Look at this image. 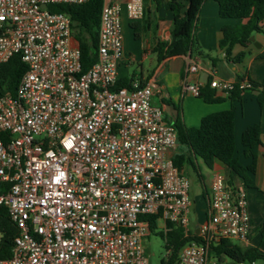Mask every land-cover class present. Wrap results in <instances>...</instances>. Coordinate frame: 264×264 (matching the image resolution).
I'll list each match as a JSON object with an SVG mask.
<instances>
[{
    "label": "built area",
    "instance_id": "obj_1",
    "mask_svg": "<svg viewBox=\"0 0 264 264\" xmlns=\"http://www.w3.org/2000/svg\"><path fill=\"white\" fill-rule=\"evenodd\" d=\"M86 1L0 0V65L18 55L27 66L15 94L0 96V206L16 229L0 264H149L151 228L141 219L149 215L164 234L169 222L191 235L189 182L169 155L175 129L150 103L155 83L115 88L122 3L103 0L96 61L85 72L69 17L48 10ZM124 6L128 20L143 18L142 0ZM198 69L190 60L187 75ZM209 86L226 96L253 89L214 77ZM183 90L198 97L200 85L185 80ZM205 217L199 242L186 243L175 264H220L211 246L247 240L245 189L211 171Z\"/></svg>",
    "mask_w": 264,
    "mask_h": 264
},
{
    "label": "crops",
    "instance_id": "obj_2",
    "mask_svg": "<svg viewBox=\"0 0 264 264\" xmlns=\"http://www.w3.org/2000/svg\"><path fill=\"white\" fill-rule=\"evenodd\" d=\"M119 1L122 3L124 57L117 68V81L125 80L129 84L138 83L140 86L154 82L156 88L150 103L161 108L163 118L169 124L180 121L186 128H198L203 117L233 110L236 156L242 165H250L252 157L243 155L241 135L246 128L253 125H258L261 130H264V88L241 92L239 98L234 100L215 91V94L223 100L220 103L207 104L202 99L184 91L183 83L185 80L189 83H197L201 88L214 77L236 82L248 80L255 85H260L264 78V35L254 33L245 46L235 45L231 50L230 58L227 59L224 51L219 49L221 30L226 25L235 26L246 21L220 18L217 3L213 0H205L193 32V53L186 56L163 57L166 47H159L158 44H168L170 41L172 14L168 8L169 0H142L144 14L138 21L127 19L124 6L126 0ZM135 34H138V37H135ZM71 46L78 47L73 37ZM240 53L244 54L242 60L233 61V58ZM190 60L196 61L199 69L197 73L187 75L186 68ZM258 97H261V104ZM180 151L181 148L177 146L174 151H170L169 155L173 158ZM252 152L256 159L255 172L252 175L254 188L251 189H245L242 181L237 176H231L227 168L218 161L214 163L212 169L204 167L210 172L215 170L223 173L231 185L242 186L245 189L249 216L247 240H233L238 242L237 244H234L232 240L230 242L242 251L255 249L264 255V148L257 145ZM185 168L184 165V172ZM198 176L201 178L200 173ZM208 185L210 187V174ZM206 191L207 199L209 189ZM202 210L205 213L206 200L204 199ZM205 220L206 217L193 226L189 224L191 234L196 235L198 226ZM211 258L220 264H234L223 256L220 258L211 256ZM258 263L264 264V260L253 262V264Z\"/></svg>",
    "mask_w": 264,
    "mask_h": 264
},
{
    "label": "trees",
    "instance_id": "obj_3",
    "mask_svg": "<svg viewBox=\"0 0 264 264\" xmlns=\"http://www.w3.org/2000/svg\"><path fill=\"white\" fill-rule=\"evenodd\" d=\"M205 0H169L168 8L172 14L170 41L168 44H158L166 47L163 57L186 56L194 51L193 32L199 11ZM218 5V15L222 19L245 20L235 26L226 25L222 28V37L219 40V49L223 50L226 58H230L231 50L235 45L245 46L254 33L264 35V0H213ZM103 0H87L81 5L56 4L49 5L52 13H62L69 17L71 23V36L80 50L82 72L87 71L96 61L97 34L99 17ZM138 37V34H135ZM244 54L240 53L233 61L240 62ZM208 57V56H204ZM27 66L18 55L11 57L0 65V96L6 93L15 94L17 85L26 72ZM253 89L264 88V78L260 85L251 83ZM125 80L117 81L115 88L129 87ZM241 91L235 88L228 97L231 100L239 98ZM198 98L207 104L220 103L223 98L215 94L209 82L201 87ZM261 104V97H258ZM233 110L209 114L203 117L198 128H186L180 121L172 124L176 132L177 146L180 153L172 158L173 164L183 170L184 165L196 168L197 160L208 169H212L216 161L222 163L231 176H237L245 189L254 188L252 175L255 172V155L252 150L260 145L264 148V130L253 125L244 130L241 135L243 155L252 157V163L244 166L236 156V147L233 135ZM229 185L231 182L227 181ZM203 199L206 200L207 191L203 188ZM158 216L149 215L141 217L149 222L150 228L156 226ZM168 232L163 235L164 247L169 251L166 261L161 264H175L180 249L188 242H199L195 234L184 237L180 227L167 222ZM0 259L10 257L13 247L12 240L16 229L10 222L5 207L0 206ZM210 256L214 258L225 257L234 264L256 260H264V255L255 249L242 251L231 244L230 240H220L210 248Z\"/></svg>",
    "mask_w": 264,
    "mask_h": 264
},
{
    "label": "rangeland",
    "instance_id": "obj_4",
    "mask_svg": "<svg viewBox=\"0 0 264 264\" xmlns=\"http://www.w3.org/2000/svg\"><path fill=\"white\" fill-rule=\"evenodd\" d=\"M72 33V32H71ZM133 70V69H132ZM195 163V161H194ZM196 168L193 169L190 165L185 168L186 177L189 182V213L188 220L191 226L195 225L197 222L202 221L205 218V213L202 210L203 205V188L205 190L209 189L208 180L209 174L211 173L207 170L200 160L196 161ZM198 168V169H197ZM210 172V173H209ZM200 173L201 178L198 176ZM163 222L160 221L157 225L151 228L150 234L143 241L145 256L149 264H161L166 261L169 255V251L164 247L163 240ZM234 244L238 242L233 241ZM241 264H250L244 262ZM260 264V263H258Z\"/></svg>",
    "mask_w": 264,
    "mask_h": 264
},
{
    "label": "water",
    "instance_id": "obj_5",
    "mask_svg": "<svg viewBox=\"0 0 264 264\" xmlns=\"http://www.w3.org/2000/svg\"><path fill=\"white\" fill-rule=\"evenodd\" d=\"M42 8H44V6H42ZM249 40H251V37L249 38Z\"/></svg>",
    "mask_w": 264,
    "mask_h": 264
}]
</instances>
